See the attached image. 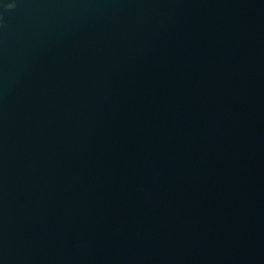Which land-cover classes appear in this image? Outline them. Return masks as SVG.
Listing matches in <instances>:
<instances>
[{
  "label": "water",
  "instance_id": "1",
  "mask_svg": "<svg viewBox=\"0 0 264 264\" xmlns=\"http://www.w3.org/2000/svg\"><path fill=\"white\" fill-rule=\"evenodd\" d=\"M0 264H264V0H0Z\"/></svg>",
  "mask_w": 264,
  "mask_h": 264
}]
</instances>
